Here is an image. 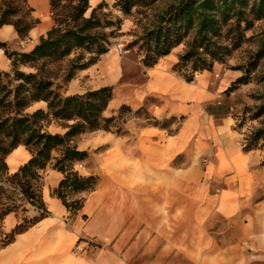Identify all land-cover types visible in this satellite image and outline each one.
Wrapping results in <instances>:
<instances>
[{
    "label": "crops",
    "instance_id": "1",
    "mask_svg": "<svg viewBox=\"0 0 264 264\" xmlns=\"http://www.w3.org/2000/svg\"><path fill=\"white\" fill-rule=\"evenodd\" d=\"M27 4L35 22L22 39L10 23L0 26V42L10 50H31L53 27L48 0ZM180 51L145 69L106 52L67 83L64 95L110 87L105 117L121 105L145 114L74 138L86 155L73 170L98 180L93 191L80 194L85 200L76 214L53 194L63 173L46 166L41 199L47 214L0 246V264H264L263 158L243 150L226 95L238 74L214 63L187 81L173 69ZM10 68L0 48V71ZM124 69L128 82L121 81ZM78 77L86 78V88ZM30 156L16 145L5 157L8 171ZM27 211L4 215L0 234ZM80 237L97 250L88 244L74 250Z\"/></svg>",
    "mask_w": 264,
    "mask_h": 264
},
{
    "label": "trees",
    "instance_id": "2",
    "mask_svg": "<svg viewBox=\"0 0 264 264\" xmlns=\"http://www.w3.org/2000/svg\"><path fill=\"white\" fill-rule=\"evenodd\" d=\"M114 1L126 15L146 0ZM48 4L53 27L40 36L31 50L20 53L9 50L5 43L0 42V48L11 61L9 71H0V221L10 211L25 213L28 205L38 211L31 217L24 216L9 233H3L0 246L10 243L17 233L28 229L47 214L41 199V172L49 163L63 173L53 194L70 215L76 214L83 205L85 198L80 194L95 189L97 175L85 176L73 170V163L86 155L73 144L77 135L99 129L111 131L123 111L145 114L143 108L132 111L121 105L116 115L105 117L104 109L112 97L111 88L107 86L73 95H61L56 91L53 78L45 70L46 62H58L79 51L69 59V67L63 75L65 82L70 81L76 68L93 65L107 51V38L112 31L106 33L105 29L118 28L119 24L96 16L102 2L92 7L88 16L85 15L90 8L88 0H48ZM31 10L27 0H0V26L10 23L22 39L35 22L29 17ZM247 15H264V0H180L145 30L143 45L139 49L144 50L142 63L153 66L163 55L185 42L173 69L191 81L192 75L183 73L186 63H191V72H197L210 70L214 61L222 62L231 49L239 46L242 31L252 26V20ZM230 20L234 23L226 30ZM241 23L244 25L240 30ZM230 34L232 44L231 48H227L221 40L227 41L226 36ZM263 47L264 41L262 49L256 52L259 58ZM80 51H86L90 56L83 61ZM23 65L33 71H20L19 67ZM249 66L253 67L255 63L251 62ZM232 86L226 91H230ZM41 101L46 103L45 109L25 111L31 103ZM51 123L65 129L64 132L47 130ZM262 135L264 128L256 129L243 150H250L254 146L253 141ZM19 144L28 148L31 156L16 171L8 173L5 157ZM53 151H59V156L53 157Z\"/></svg>",
    "mask_w": 264,
    "mask_h": 264
},
{
    "label": "rangeland",
    "instance_id": "3",
    "mask_svg": "<svg viewBox=\"0 0 264 264\" xmlns=\"http://www.w3.org/2000/svg\"><path fill=\"white\" fill-rule=\"evenodd\" d=\"M179 1L180 0H153L152 2H150L149 0H146L141 5L133 7L131 11L125 15L120 11L118 7H116L114 0H98L93 5H90L92 2L91 0H88V6L90 8L87 10L85 15L88 16L91 8L102 2L103 5L97 9L96 16H98L101 20H112L113 22L115 21L119 24L118 28L114 26L105 29L106 33H109L110 30L112 31L107 38L108 44L106 52L111 51L113 55L124 58L125 62L135 61L139 63L142 69H145V67L150 66L143 65L142 57L144 54V50H139L143 45L142 37L144 35V32L147 28L150 27L152 22H155L158 19L161 14L165 13L170 7L176 6ZM247 18L249 20H252V26L250 28H247V30L245 29L242 31V40L239 46L237 48L231 49L229 56L225 57L222 62L214 61V63L221 64V66L226 70H232L234 72H237L238 74V76L230 84V86H233L230 91H226V95L229 96L228 102L231 107H233L231 112L233 113L236 127L241 131V142L243 146L250 143V136L256 129L264 128V47L262 56L259 58L256 55V52L259 49H262V43L264 41V15H247ZM233 23L234 21L230 20V23L226 26V30ZM243 25L244 23H241L240 30L243 28ZM229 36H226L227 41L221 40L222 43L227 44V48H231V39H233L232 34H230ZM118 46H120L121 51L118 50ZM7 48L9 49L8 45ZM177 48H181V53L185 48V42L180 43L173 49ZM23 52L26 51L23 50L20 53ZM77 52L79 51H76L68 57L58 60V62H46L44 66L45 70L49 72L50 77L53 78L56 91L61 95H64L65 86L69 82H65L63 80V75L69 67V59L75 57ZM80 53L83 56V61L90 56L86 51H80ZM251 62L255 63V66H249V63ZM190 66L191 63L187 62L186 67L183 68V73L187 76L192 75L191 81H193V72H191ZM19 70L22 72L33 71L32 68L24 65L20 66ZM81 70L82 69L76 68L72 77L76 78L78 76L77 73H79ZM198 72L199 71L197 70L196 73ZM122 76V82H128L131 77V75L127 72V69H124ZM78 78L83 83V87L86 88V78ZM93 78L94 76L91 77V80H93ZM238 78L239 80L237 81ZM232 91L233 94L230 95ZM84 92L85 91L80 93ZM38 108L45 109L46 103H31L28 107L25 108V111L32 112L33 110ZM131 115V112L123 111L121 112V118L114 123L120 124L122 122H125ZM46 129L52 133L60 131L59 126H57L55 123L49 124ZM112 129L114 128L112 127ZM4 143H6V140L4 141ZM253 144L254 146L251 149L259 152L264 161V135H262L261 138L254 140ZM6 168L8 171L7 165ZM37 213V209H35L33 206L28 205L27 216L31 217L33 215H36ZM80 239L85 238L80 237ZM1 240H3V235L0 234V244ZM88 245L94 248V250H97L96 247H98V244L89 241Z\"/></svg>",
    "mask_w": 264,
    "mask_h": 264
},
{
    "label": "built area",
    "instance_id": "4",
    "mask_svg": "<svg viewBox=\"0 0 264 264\" xmlns=\"http://www.w3.org/2000/svg\"><path fill=\"white\" fill-rule=\"evenodd\" d=\"M118 50L121 51L120 46H118ZM197 73L193 72V78L195 79L197 77ZM89 244V241L87 239H80L76 245L74 246V250L80 251L84 247V245Z\"/></svg>",
    "mask_w": 264,
    "mask_h": 264
},
{
    "label": "bare ground",
    "instance_id": "5",
    "mask_svg": "<svg viewBox=\"0 0 264 264\" xmlns=\"http://www.w3.org/2000/svg\"><path fill=\"white\" fill-rule=\"evenodd\" d=\"M93 0H91V2H92Z\"/></svg>",
    "mask_w": 264,
    "mask_h": 264
}]
</instances>
